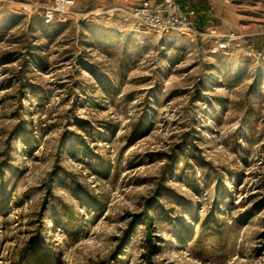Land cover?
Listing matches in <instances>:
<instances>
[{"label":"rangeland","instance_id":"374dc122","mask_svg":"<svg viewBox=\"0 0 264 264\" xmlns=\"http://www.w3.org/2000/svg\"><path fill=\"white\" fill-rule=\"evenodd\" d=\"M47 1L0 0V264H264V57L214 50L264 0L193 34Z\"/></svg>","mask_w":264,"mask_h":264},{"label":"built area","instance_id":"2783aa9c","mask_svg":"<svg viewBox=\"0 0 264 264\" xmlns=\"http://www.w3.org/2000/svg\"><path fill=\"white\" fill-rule=\"evenodd\" d=\"M223 1L229 4L233 0ZM74 2L75 0H48L43 5L46 21H51L56 15L59 20H66L69 8ZM128 12L140 26L155 32L170 33L175 30L189 34L199 32L192 20V16L197 14L196 11L183 8L178 0H134ZM251 36L249 33L232 31L229 35L217 39L214 50H225L232 43L242 41L247 54L264 57V52L253 47Z\"/></svg>","mask_w":264,"mask_h":264},{"label":"crops","instance_id":"0c3cea01","mask_svg":"<svg viewBox=\"0 0 264 264\" xmlns=\"http://www.w3.org/2000/svg\"><path fill=\"white\" fill-rule=\"evenodd\" d=\"M202 1V6H198L199 8L197 9V10H195L196 11V13L197 14H199V15H201V19H203L204 20V23H206L207 22V17H208V13H211V9H212V6H211V4H210V1L209 0H201ZM186 8H188V7H186ZM203 14H205V15H203ZM199 20V19H198ZM254 24H256L254 27H250V29L248 28H246L245 30L247 31V32H249V33H251V35H256V34H264V24H261V23H254ZM250 26V24L248 23V24H246V26ZM252 25V24H251ZM243 26V25H242ZM236 28V27H235ZM251 30V31H250ZM253 30V31H252Z\"/></svg>","mask_w":264,"mask_h":264},{"label":"trees","instance_id":"16d2710c","mask_svg":"<svg viewBox=\"0 0 264 264\" xmlns=\"http://www.w3.org/2000/svg\"><path fill=\"white\" fill-rule=\"evenodd\" d=\"M178 1H179V3L181 4V6H182L183 8H186V7H187V3H186L185 0H178ZM197 8H199V7H197ZM203 23H204V20H203V19H199V20L197 21V25L200 26V27L203 25Z\"/></svg>","mask_w":264,"mask_h":264}]
</instances>
